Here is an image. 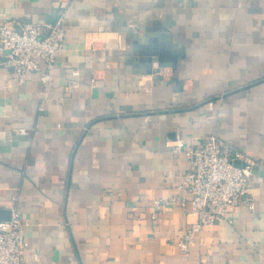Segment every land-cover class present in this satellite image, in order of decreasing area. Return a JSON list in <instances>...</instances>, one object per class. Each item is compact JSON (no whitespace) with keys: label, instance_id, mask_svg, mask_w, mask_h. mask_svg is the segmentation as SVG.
<instances>
[{"label":"crops","instance_id":"1","mask_svg":"<svg viewBox=\"0 0 264 264\" xmlns=\"http://www.w3.org/2000/svg\"><path fill=\"white\" fill-rule=\"evenodd\" d=\"M60 18L48 82L0 56V210L27 221L26 264H264V0H0V24ZM210 134L255 159V206L184 252L173 148Z\"/></svg>","mask_w":264,"mask_h":264},{"label":"built area","instance_id":"2","mask_svg":"<svg viewBox=\"0 0 264 264\" xmlns=\"http://www.w3.org/2000/svg\"><path fill=\"white\" fill-rule=\"evenodd\" d=\"M65 38L63 18L46 25L3 20L0 24V56L5 58L2 64L12 70L10 81L25 84L27 74L40 71L41 64H44L47 71L41 75V81L48 82L49 71L55 65ZM73 75H78V72H73ZM77 88L78 83L70 81L66 88L67 96ZM17 134L24 135L26 131L19 130ZM173 152L184 153L190 162L183 183L189 198L174 199L197 216L179 241L181 250L186 252L198 232L226 219L230 209H254L250 186L256 161L250 153L236 149L214 134L205 136L196 147L187 151L182 150L180 142ZM26 227L27 221L17 208L12 211L9 221L0 222V264H26L25 253L30 248L25 237Z\"/></svg>","mask_w":264,"mask_h":264},{"label":"water","instance_id":"3","mask_svg":"<svg viewBox=\"0 0 264 264\" xmlns=\"http://www.w3.org/2000/svg\"><path fill=\"white\" fill-rule=\"evenodd\" d=\"M4 214H6V216H4ZM10 217H11V212L10 211H1L0 210V222L9 221Z\"/></svg>","mask_w":264,"mask_h":264}]
</instances>
